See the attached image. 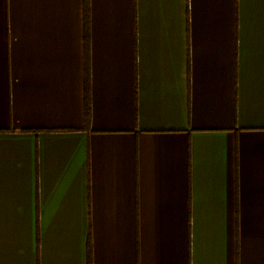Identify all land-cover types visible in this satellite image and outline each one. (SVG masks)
Wrapping results in <instances>:
<instances>
[{
	"label": "crops",
	"instance_id": "1",
	"mask_svg": "<svg viewBox=\"0 0 264 264\" xmlns=\"http://www.w3.org/2000/svg\"><path fill=\"white\" fill-rule=\"evenodd\" d=\"M89 235L93 264H264V0H0V264Z\"/></svg>",
	"mask_w": 264,
	"mask_h": 264
},
{
	"label": "trees",
	"instance_id": "2",
	"mask_svg": "<svg viewBox=\"0 0 264 264\" xmlns=\"http://www.w3.org/2000/svg\"><path fill=\"white\" fill-rule=\"evenodd\" d=\"M86 117L87 119L90 116V104L89 99L87 98L86 101ZM87 264H93V254H92V245H91V235H89L88 242H87Z\"/></svg>",
	"mask_w": 264,
	"mask_h": 264
}]
</instances>
